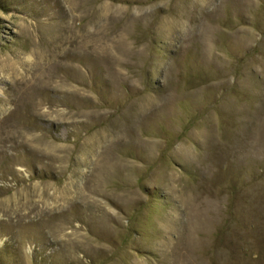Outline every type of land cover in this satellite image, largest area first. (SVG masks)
<instances>
[{
    "label": "rangeland",
    "instance_id": "374dc122",
    "mask_svg": "<svg viewBox=\"0 0 264 264\" xmlns=\"http://www.w3.org/2000/svg\"><path fill=\"white\" fill-rule=\"evenodd\" d=\"M0 264H264V0H0Z\"/></svg>",
    "mask_w": 264,
    "mask_h": 264
}]
</instances>
